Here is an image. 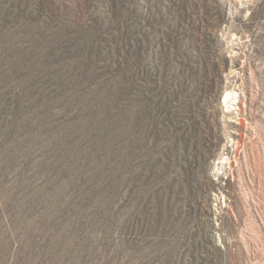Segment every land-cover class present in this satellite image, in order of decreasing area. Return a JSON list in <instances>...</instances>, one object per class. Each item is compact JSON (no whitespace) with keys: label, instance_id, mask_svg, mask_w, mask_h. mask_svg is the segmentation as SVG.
Returning a JSON list of instances; mask_svg holds the SVG:
<instances>
[{"label":"rangeland","instance_id":"obj_1","mask_svg":"<svg viewBox=\"0 0 264 264\" xmlns=\"http://www.w3.org/2000/svg\"><path fill=\"white\" fill-rule=\"evenodd\" d=\"M258 216L264 0H0V264H246Z\"/></svg>","mask_w":264,"mask_h":264},{"label":"built area","instance_id":"obj_2","mask_svg":"<svg viewBox=\"0 0 264 264\" xmlns=\"http://www.w3.org/2000/svg\"><path fill=\"white\" fill-rule=\"evenodd\" d=\"M246 208L249 205L248 200L245 201ZM259 217V221L262 226V231L264 234V220ZM251 231L249 229L247 221H244V235L247 240V244L245 246V252H246V264H260L263 262L264 264V241H254L253 246L250 244V234Z\"/></svg>","mask_w":264,"mask_h":264},{"label":"bare ground","instance_id":"obj_3","mask_svg":"<svg viewBox=\"0 0 264 264\" xmlns=\"http://www.w3.org/2000/svg\"><path fill=\"white\" fill-rule=\"evenodd\" d=\"M229 98H231V95H230L229 93H227V94L225 95L223 101H224V102H227Z\"/></svg>","mask_w":264,"mask_h":264}]
</instances>
